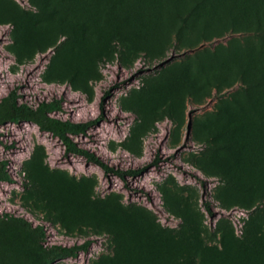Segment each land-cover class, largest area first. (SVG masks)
Wrapping results in <instances>:
<instances>
[{"label": "rangeland", "instance_id": "rangeland-1", "mask_svg": "<svg viewBox=\"0 0 264 264\" xmlns=\"http://www.w3.org/2000/svg\"><path fill=\"white\" fill-rule=\"evenodd\" d=\"M0 264H264V0H0Z\"/></svg>", "mask_w": 264, "mask_h": 264}, {"label": "trees", "instance_id": "trees-1", "mask_svg": "<svg viewBox=\"0 0 264 264\" xmlns=\"http://www.w3.org/2000/svg\"><path fill=\"white\" fill-rule=\"evenodd\" d=\"M104 100V98H103ZM102 100V101H103ZM2 101H8L10 102V104L12 105L13 110L15 111L16 115H14L12 117V119L14 121L19 120L18 115L20 113H22L26 107L24 104H19L16 101V97H15V93L11 92L7 97H5ZM48 103H44L42 106L43 107H48ZM54 105L56 107H59L60 105V101L59 100H55L54 101ZM99 118L95 119V120H91V121H87V122H81V123H76V124H71L70 129L73 133L78 134V133H85L86 129H88L89 126H91L92 124L98 123ZM41 128L45 129L43 125H41ZM60 139L62 140L63 144L66 147V150L68 152H75V153H79L82 154L86 157L87 160L96 163L97 165H99L101 168H103V170L107 173V172H113L115 175L119 176L120 178H124L125 175H131V176H137L140 175L142 173H144L145 171H147L150 167H152L154 164L153 162H149L139 168H133V169H128V170H120V169H114L109 167L107 164L104 163V161H102L100 158H98L96 155H94L93 153L78 147L76 144L73 143L72 139L66 135V134H61ZM156 161V160H155ZM89 244V241H86L84 244L81 245H74L71 247H60L59 248V253L62 256L65 255H74L75 253H77L80 249H86L87 246Z\"/></svg>", "mask_w": 264, "mask_h": 264}]
</instances>
